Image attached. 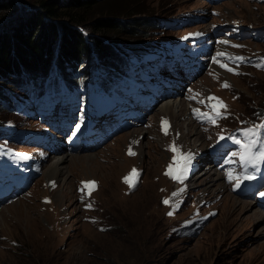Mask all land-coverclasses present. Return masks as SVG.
I'll use <instances>...</instances> for the list:
<instances>
[{"label": "rangeland", "instance_id": "374dc122", "mask_svg": "<svg viewBox=\"0 0 264 264\" xmlns=\"http://www.w3.org/2000/svg\"><path fill=\"white\" fill-rule=\"evenodd\" d=\"M31 1L18 0L17 15L9 25H16L28 14L25 7L31 6ZM146 2L149 11L159 8L161 13L167 11L170 20L178 21L183 20L189 11L207 7L203 0ZM202 18L201 21L187 23L181 29L171 27L162 31L154 28L151 38L146 41L156 46L161 42H175L183 34L192 35L195 29L209 31V35L217 39L216 53H225L221 59L234 71L223 68L222 75L211 73L212 77L208 74L201 76L187 86L190 97L196 96L198 101L184 97L192 103V109H197L196 103L202 105L199 103L201 100L206 104L208 96L220 98L227 105L225 118L218 119L216 125L205 121L201 126L195 120H187L183 114H188L186 102L178 98L181 96L179 80H169L168 84L171 89L168 90L169 95L174 94L172 100L178 98L181 101L177 122H189L191 133L194 128L203 134L202 143L206 145L198 144L200 152H196L192 146L194 138L189 139L188 136L185 139L186 151L182 141L177 142L180 137L175 136L178 135L174 129L176 123L173 121L171 124V119L158 110L164 101L157 103L160 95L155 102L145 103L142 108L146 113L147 107H153L147 111L149 121L146 125L143 123L146 117L128 108L125 98L117 110L121 116H130L131 124L111 141L92 150L69 151L60 137L58 143H48L46 148L52 144L54 151H49L43 161L34 165L22 164L17 178L12 173L5 180L6 188L14 190L15 194L13 201L7 204L4 202L6 198L0 197V264H264V219L253 216L255 211L264 214V209L256 208L255 199L239 197L235 181L227 183L223 175L230 169L229 163L221 162L219 168L214 157L205 162L200 159L208 152L212 153L209 149L215 148V141L220 136L231 131L240 136V130L258 122L264 111L258 115L256 108L264 107V0L225 1L213 8L208 7ZM230 26L238 28L231 29ZM244 27L252 30L247 31ZM224 30L229 35L216 34ZM236 57L243 59L237 60ZM155 78L157 76L149 75V80ZM225 82L230 86L222 87ZM13 96L26 104L27 111L32 110V101L21 91ZM205 104L203 113H210ZM1 116H6V120L0 124V129L17 131L36 125L23 114L0 111ZM82 119L89 120L91 116L80 115L78 121ZM161 119L168 120L167 134L162 131ZM184 131L186 133L187 129ZM132 132L143 133L141 138L132 142ZM4 140L0 138V143ZM7 142L17 149L9 140ZM173 144L182 153H196L192 160L202 162L183 191L179 182L174 183L175 180L165 175L175 155L170 150ZM21 145L25 147L27 144ZM230 146L238 148L232 142L225 151H221L223 157L228 156ZM130 147L135 155L128 154ZM86 154L87 157L84 156ZM62 155L71 158L63 165L64 170L56 181L47 182L45 174L48 167ZM233 159L237 161L239 157ZM35 167L37 170H33ZM256 168H261V173H264V162L258 163ZM23 169L30 170L29 178L27 176L29 183L15 199L19 190L15 180L25 178L21 175ZM133 169L141 171L143 178L137 177L135 186L130 188L124 183V177ZM207 169L220 172L221 179L215 180L214 184L203 181L209 177V173H204ZM82 181L96 182L90 196L86 195V189L81 192ZM244 185L245 180L240 187ZM4 190L0 188L1 196H4ZM185 193H188L187 199L182 203L179 200L186 197ZM165 200H170V203L165 204ZM238 201L245 202L246 207L240 209L239 203H242ZM89 204L91 208L86 207ZM169 212L173 214L169 215ZM208 214L215 216L201 221L194 218Z\"/></svg>", "mask_w": 264, "mask_h": 264}, {"label": "trees", "instance_id": "16d2710c", "mask_svg": "<svg viewBox=\"0 0 264 264\" xmlns=\"http://www.w3.org/2000/svg\"><path fill=\"white\" fill-rule=\"evenodd\" d=\"M31 3L25 7L28 14L9 25L18 0H0V105L6 106L0 111L10 114L11 104L17 109L12 96L18 91L39 96L47 86L57 89L60 81L71 91L94 81L110 89L125 77L136 54L152 45L146 40L159 29L157 19L168 16L159 8L149 11L146 0ZM256 108L258 115L264 110Z\"/></svg>", "mask_w": 264, "mask_h": 264}, {"label": "snow or ice", "instance_id": "6c2138e0", "mask_svg": "<svg viewBox=\"0 0 264 264\" xmlns=\"http://www.w3.org/2000/svg\"><path fill=\"white\" fill-rule=\"evenodd\" d=\"M217 55L219 57H223L225 53L221 52L218 53ZM229 59L232 58L229 57ZM235 59L242 60L243 58L236 57ZM213 62L218 63L221 68H224L229 72L234 71V69L228 67L227 64L221 62V60L217 58H213ZM229 86L230 85L227 82H225L222 85V87L225 88ZM190 98L195 99L196 96H192ZM199 103L205 104V101L201 100L199 101ZM205 106L210 109V113H201L199 109H193V114L196 116L197 119H200L202 121H207L209 123H212L213 125H216L218 119L225 118L227 105H225L223 101L220 100V98L215 96H208L207 103L205 104ZM166 125H167V121L162 120L161 128L162 131L165 132V134H167ZM79 127L80 125L77 124L76 131L79 130ZM240 137H243V139L237 137L236 135H230L227 137V139L231 140L234 144L238 146L239 150L232 152L230 155L231 157H237V156L239 157L240 165L242 168V171L239 173H236L234 169H229L226 172V177L229 180V182L231 183L235 181L234 184L235 188L240 187V184L244 180H251L256 178L253 173L249 172L248 170L249 166L255 169L258 163L264 162V122L254 127L240 130ZM219 139L223 140L225 139V137L220 136ZM170 150L173 153H175V155L172 158V163L168 165L165 175L169 176L171 179L179 183H183L184 179H186V174L191 167L193 154L182 153L175 144L170 146ZM128 154L135 155V153L131 150V147L129 148ZM226 163L232 164L234 163V161L231 158H229L228 160H226ZM137 177H138V172L136 169H133L126 177H124V183L128 184L130 188L134 187L135 180ZM81 184H82L81 192L84 193L86 189L87 190L86 195L88 196H90L92 191H94L96 188L95 181H82ZM260 195L264 196V192L260 193ZM46 202H50V201H46ZM164 203L169 204L170 200H165ZM86 207L91 208V204L86 205ZM168 214L172 215L173 213L169 212Z\"/></svg>", "mask_w": 264, "mask_h": 264}, {"label": "bare ground", "instance_id": "6f19581e", "mask_svg": "<svg viewBox=\"0 0 264 264\" xmlns=\"http://www.w3.org/2000/svg\"><path fill=\"white\" fill-rule=\"evenodd\" d=\"M227 78L229 77V76H226ZM171 96H173V95H171ZM168 98H170V97H166V98H164L163 100H161V101H163V102H159L160 103V105L158 106V110L160 111V113H162V114H164L166 117H169L171 120H170V122H171V124H174V123H176V125H175V127H174V129H175V131L178 133V135H175L176 136V138L179 136L180 137V139L179 138H177V142L178 141H182V143H183V145L185 146L184 148H185V150L186 151H188V146H187V144H185L187 141H185V139L189 136V139H193L194 138V140H192L193 142H192V146H193V148L194 149H196V152H200V149L199 148H197V145L199 144V146H201L202 144L205 146L206 144H204V143H202V139H201V135H203V134H200L197 130H195L194 128H192V130L194 131L193 133H191V130L189 129V125H191L189 122H184V123H178L177 122V116L176 115H178L179 113H178V111H180L181 112V101H178V98H176V99H174V100H172V99H168ZM166 99V100H165ZM158 103V104H159ZM182 105H183V102H182ZM184 106V105H183ZM184 115H185V117L187 118V120H191V121H193L194 122V118H195V121L196 122H200V123H205V121H202V120H200V119H197L196 118V116L194 115V118L192 117V115L190 114V112L188 111V114H185V113H183ZM182 114V115H183ZM154 115V114H153ZM184 115H183V117H184ZM161 116V115H160ZM180 117V116H179ZM162 118H163V116H162ZM161 120H163V119H161ZM179 120V119H178ZM168 121V120H167ZM173 121H174V123H173ZM184 121V120H183ZM180 124V125H179ZM184 128H186L187 129V132L185 133V131H184ZM138 133H140V132H138ZM143 133V132H142ZM142 133H140V134H133V132H132V137H131V141L132 142H136L135 141V139H139V138H141V134ZM175 134V133H174ZM173 134V135H174ZM194 134H196V136L195 137H192V138H190L192 135H194ZM129 135H131V133L129 134ZM121 136V135H120ZM163 137V136H162ZM116 142V141H115ZM200 142V143H199ZM216 142V141H215ZM191 146V147H192ZM213 146V145H212ZM211 146V147H212ZM142 148H143V146H141V148H140V152H142ZM202 148V147H201ZM192 149V148H191ZM139 150V149H138ZM233 150H237V149H235L234 147H232V146H230V148H229V152H228V155H229V158H231L233 161H234V164H232V168L231 169H234L235 170V172L236 173H239V172H241L242 171V168H241V166H240V163H239V159L237 160V161H235L234 159H233V157H231V153H232V151ZM115 153V152H114ZM191 153V152H190ZM193 154V157L196 155V153L194 154V153H192ZM205 154V153H204ZM138 155V154H137ZM211 154L208 152V154H207V156H205V157H202V158H200V159H203V161L202 162H205L206 161V159H210V160H212L211 159V156H210ZM84 156H88V154H86V155H84ZM114 156V155H113ZM136 157V156H135ZM71 157H69V155H62V156H60V157H57V159H56V161L50 166V167H48V170H47V172H46V174H45V177H46V180H47V182H48V180H49V182H54V181H56V178L59 176V175H61L62 174V172H63V170H64V164H66L67 162H68V159H70ZM82 158H84V157H82ZM80 159H81V157H80ZM199 159V160H200ZM107 162V161H106ZM201 162V163H202ZM201 163L199 162V161H197V164H198V166L199 167H201ZM79 164H80V162H79ZM68 167V166H67ZM73 169V168H72ZM71 171V170H70ZM114 171V170H113ZM205 174H207V173H209V177H206L203 181H208V182H210L211 184H214L216 181L215 180H217L218 181V179L220 178L221 179V174H220V172H216L215 170H213V171H211L210 172V170L208 171V169L204 172ZM203 174V173H202ZM225 178H226V175H223ZM142 178H143V175L141 176ZM140 177V178H141ZM214 177V178H213ZM196 178V177H195ZM194 178V179H195ZM141 180V179H140ZM210 187V186H209ZM217 188H219V187H217ZM193 196V195H192ZM230 200V199H229ZM231 201V200H230ZM238 202H241L242 204H240L239 203V208L240 209H242V208H244V207H246V203L245 202H242V201H238ZM231 205L233 204V203H230ZM245 204V205H244ZM244 205V206H243ZM11 206H13V204L11 205ZM7 207V206H6ZM0 215H1V212H0ZM264 214H263V212L262 211H255V212H253V216L254 217H261V219H264V216H263ZM1 218L2 217H0V221L2 222V220H1ZM3 225H4V223H2Z\"/></svg>", "mask_w": 264, "mask_h": 264}]
</instances>
